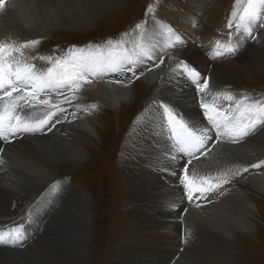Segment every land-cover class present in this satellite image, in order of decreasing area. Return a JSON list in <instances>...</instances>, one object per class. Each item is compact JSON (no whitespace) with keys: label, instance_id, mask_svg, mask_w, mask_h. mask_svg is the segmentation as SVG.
<instances>
[{"label":"bare ground","instance_id":"obj_1","mask_svg":"<svg viewBox=\"0 0 264 264\" xmlns=\"http://www.w3.org/2000/svg\"><path fill=\"white\" fill-rule=\"evenodd\" d=\"M207 1L208 0H168L165 6L160 7L158 12L160 14L158 18L160 19L152 26L153 36H151V38L154 41L153 45H148L143 42L139 45L140 51L138 53L149 51L152 58L149 59L147 56H143V62L136 65L138 76L145 80L148 87L153 89L155 84L154 81H160L162 76L167 77L169 80V68L172 67L177 69L176 66L180 61H184L191 68L199 72L201 82L203 78H208L209 83L213 85L212 87L215 88L216 92L230 91L237 98L247 94L244 89L245 84L243 81L248 75L254 74L256 71V73L264 75V28L259 27L258 24H253L252 35L261 37L263 41L259 43L255 51H250L247 48V44L245 43L255 40L251 39L247 32L243 33L244 31H235L234 35L231 37V43L235 46L236 51L232 50L223 55V51L226 48L224 43L220 46L211 44L210 48L220 50L222 52L220 54L221 56L233 57L227 62L209 61L212 60L211 55L215 54L218 56V54L214 51L209 52L206 46L203 50L200 48L201 46L196 45L197 40L196 37L193 36L195 29L192 28H196L195 24L197 21L200 22L199 20L202 19V13L205 10L206 17L204 16L205 18H203L205 19L204 25L201 27V30L198 31L200 41L210 39L219 29L217 26L222 13L221 3L219 0H214L210 6H207ZM77 2L78 0H5V8L3 10L7 7H13L14 15L11 16L12 13L10 14L9 11L6 12V17L0 15V33L6 35L0 37V40L7 42L14 41L16 43L33 39L41 41L44 40L47 35L51 36L52 29L59 28L58 26L51 27V24L58 23L62 27L68 26L70 28L75 27V24H86L88 22L87 20H90V17L87 15L88 13L81 15L76 10H72ZM28 6H32L35 9L36 19L28 16ZM194 6H197V8H194ZM70 7L72 9L69 10ZM174 8L176 11H174ZM167 16H173L172 19H176L173 21H175L178 27L175 29L178 30L176 31L180 37L179 41L175 39L177 35L176 32L171 28L175 35L169 33V26L164 23L165 19L168 21L172 20ZM261 21L264 22V17H261ZM10 25V30L21 36L9 34L8 27ZM213 31L214 33H212ZM213 39L211 38V40ZM27 50L29 49L25 48L22 50L24 56L28 58V62L35 63L36 65H38L36 62L40 60H32V57H37L39 55L60 56L64 54V52H59L60 54L53 55L46 51H42L35 55H31L29 51L26 52ZM156 50L158 55L155 56ZM161 59L164 61L162 64L160 63ZM40 62L41 65H38L39 67L47 66L44 62ZM157 64H159V67H155ZM254 69L256 71H254ZM177 70L178 73L174 74L173 78L178 84L181 83V90H183V92L181 90H172L171 87L170 92L174 94L177 100H181L182 104L180 107L188 116L181 118H183L190 127L198 126L197 130L194 128L197 132H199L200 129L207 128L210 134H212V136L210 135L212 139L209 140L205 146L207 149H210V151H208L206 155L198 156L196 159H191L186 154L175 151L173 147V142L175 141L171 138L169 127H166L167 120L164 115H161L163 109H160L159 103L156 102L158 98L156 96L157 93L162 91L159 89L158 92H156L157 88H154V94L149 104H154L156 107L150 109V111L151 115L160 117L159 123L161 127L157 126L158 122H154L147 117L146 124L143 123L139 130L133 132L134 136L131 141L127 142V144L124 143L126 145H124L125 150H122L123 148L121 149L122 151L119 158V166L124 172V181L126 183L125 191L127 200L124 202V209L127 210L128 213L127 217L125 214V226H123L121 231V243L117 248V261L126 262L133 259L137 261L138 264H154L153 259L157 258L164 260L162 264H175L178 256H175L171 251L178 252L180 249L183 250L181 246L184 245L178 242L179 236L177 235V238L175 235V233H179V225H183L184 232L190 228L196 229V231H203L205 226L212 229H216L220 226L214 225L212 220L204 217V215L200 213V211L202 212L201 208H205L206 206H210L213 210H216L218 212L217 217L221 218L224 222L222 233H217V230H214V236L216 239L230 244L228 243V237L231 234L233 235V229H243V232L244 230H251L250 219L252 213L250 210L254 208V204L252 201L253 199L249 198L246 192L248 190H254L255 192L253 193H257V195H260L264 200V168H250L248 172H242L239 176L231 177L230 183L224 184L222 188L207 193L206 198L193 200L194 202L188 200L180 178L184 175L185 165L188 164L190 159L191 163L188 164V175L197 178L218 176L219 174L217 175L214 169L222 171L218 172L220 174L228 173L236 167L243 168L264 161V138H258L256 136V133L264 130V126L259 127L254 134L244 137L238 142H232L228 137L216 140L215 128L209 123L205 116V110L200 107L201 99L209 104L215 103L222 109H227L229 102L222 97L216 100H214L213 97L210 99L204 98V94L202 96L201 93H198L195 85L188 78L187 74L183 73L182 66ZM91 76L98 80V84H101V87H91L92 89H88V86H86L88 83L84 87L82 86L80 90L84 89L83 97H85L87 101H94V99L89 96L94 92L97 98L107 97L109 99L108 107L110 110L119 108L122 104L129 103L130 83L133 78L128 72H116L115 74L109 75L104 74L103 71H99L90 75L89 79H91ZM116 81H122V83H117ZM168 83L166 84L167 87ZM104 87L109 91L118 93L115 89H109L114 87L122 90L123 93H108V95H105L103 92ZM186 94L188 98L185 97ZM67 95V92H64L62 96H58L56 93H50L48 98L52 102H55L57 100H63L64 96ZM249 96L252 100L264 101V99L257 98V96ZM73 101L74 100H71L70 103L65 101L60 104L59 107L66 111L58 112L45 129L38 132L37 135H35L37 132L18 135L10 142L0 140V149H3V151L0 152V161H2V163H0L1 203L8 210V204H10V201L14 198L22 197L23 195L32 196L34 198L31 200L30 205L20 210L17 215L14 213L15 216L9 219L11 224L17 223L18 218L25 216L26 213H32L36 209L33 223L27 226L17 241L0 244V264H77L81 262L88 253L87 245L92 216L89 214V201L86 194L82 189H76V185L69 183L68 179L48 187L51 182L61 177L58 175V165L63 162L75 165L79 164L81 160L84 159L85 150L83 142L96 134L93 125L87 120V113L91 108L84 104H81L82 106L80 107L75 106L72 103ZM75 108H77L79 112H77ZM25 110L23 109V112L29 115L35 112L36 118H42L46 111H54V109H50L43 105L39 106L37 109L25 107ZM72 113H75V118ZM68 114L69 116L64 119ZM57 119L67 122L65 125H59L57 128L52 127L51 131H48V127L56 123ZM60 128H64V131ZM78 129L84 131V134L80 137H78ZM151 132L153 133L149 137L157 141L154 142V149L150 146L146 148L142 145L144 137ZM54 139L59 141H53ZM21 140L26 143H20L18 146L14 144ZM220 147L225 148L231 155L236 153L234 152L235 150H238L237 152L240 151L242 156L245 157L247 153V155L251 156V160L246 159V161L237 165L234 164L235 162L230 163L228 161L230 164L225 167L226 165L224 166L222 159L218 157V149ZM254 147L259 148L261 152L252 154V151H256ZM246 148H248L249 151ZM154 150L159 152L157 153L159 158L153 156ZM6 155H11L24 169L22 172H12V174L20 176V179L24 180V186L19 180H11L16 187L15 196L9 192L6 187L10 179L6 182L2 181L4 176H1V173L4 169L3 165L6 163V160L2 159V157ZM173 156L175 159H173ZM148 157L149 162L147 163ZM152 158L155 161L152 160ZM221 161L223 162L222 166ZM9 162H11V160ZM162 163L167 164L164 167H169L171 170L169 172L164 170H162V172H157V174L159 173L160 175L161 173L162 175L166 174L164 178L159 176L162 179L170 177L168 180L161 179V185L159 187L157 182L148 179L151 176L153 179L159 178L156 176V165L160 166ZM168 164H170L171 167ZM143 166L148 168L149 172L144 170ZM167 173H169V175ZM42 180L44 182H41ZM178 184H180V186H178ZM45 186L48 188L46 189ZM5 193L9 194L6 199H4ZM160 193L162 194V198L160 197L161 200H159V198L151 199L152 195L159 196ZM227 193L229 194L228 196L225 195ZM197 195L199 194L197 193ZM146 199H150L149 204L151 208L154 207L156 202H159L154 209L155 216L150 214L153 219L151 224L155 226L153 228L149 227L150 229L148 230H139L136 232L131 225V222L136 218L134 212L138 208V202L143 201V203H146ZM33 203H35V205ZM193 205H195V207ZM55 207L57 209L54 210L60 211L61 213L56 218L58 221H54L53 223L55 228L53 231L48 228L44 230V227L52 222L49 223L50 219L47 216V210ZM256 208L258 209V206H256ZM184 209L188 210L185 214H182ZM164 212H169L172 215H162ZM201 217L206 220V224L203 226L199 221ZM4 222L6 221H1L0 224ZM160 226L170 233H167V239H165L166 235L164 233L155 232L160 229ZM35 227L39 233L42 231L47 238V240L46 238H44V240L42 239L44 241L43 244L46 246L45 249L34 247V241L31 242L30 239L27 241L30 235H34L36 231H34ZM152 230H154V232H151ZM223 233H227L228 237ZM139 238L141 239L140 241ZM31 239L33 240L34 237ZM50 240L52 241L47 243ZM25 253L32 254L33 257L29 260L25 259V261ZM221 263L213 262V264Z\"/></svg>","mask_w":264,"mask_h":264},{"label":"rangeland","instance_id":"obj_2","mask_svg":"<svg viewBox=\"0 0 264 264\" xmlns=\"http://www.w3.org/2000/svg\"><path fill=\"white\" fill-rule=\"evenodd\" d=\"M213 1L214 0H208L207 6H210V4ZM166 2H168V0H78L77 4L73 7V9L70 7L69 10L70 9L76 10L81 15H83L84 13L86 14L88 13L87 15L90 17V20H87L88 22L86 24L83 25L75 24V27H71V28L68 26L62 27L58 23L51 24V27L58 26L59 28L52 29L51 36L47 35L44 38L45 40L44 43H42L44 40H41L37 46L28 48L29 50L27 51H29L31 55H35L36 53H39L38 50L40 49V47L44 46L47 49L51 48L52 50H54V51L52 50H48V51L44 50V51L48 52L49 54L56 55V54H60L61 52L62 53L64 52V49H59L60 47L65 46L64 44H72V45L84 44L86 46L99 45L102 48L104 47L106 49L107 47H109L107 42L109 40H112V41H123L124 44L125 43L127 44V42L129 41V44L126 48L130 49L131 51L130 54L138 53L140 51L139 45L142 42L148 45H153L154 41L151 38V36H153L152 26L154 25V23H157L159 21L160 19L158 18V16L160 15L158 13L159 9L162 6H165ZM219 2L221 3L222 13L219 18L218 26H217L219 29L215 33L214 31L212 32L214 33L213 34L214 36L212 35L213 37H210V39L207 40L200 41V36L198 35L199 34L198 31H200L201 27L204 25L205 19L203 18L206 17L205 15L206 10L202 13L203 17L201 20H199L200 22L198 21L196 22L195 24L196 28H192L195 29L193 36L196 37L197 40L196 45L201 46L200 48L203 50L206 47H208L209 52L214 51L218 54V56L215 54L211 55V58L213 60V61L209 60L211 62H218V61L227 62L231 60L233 57L231 56L224 57L223 55H225L228 52H231L232 50L236 51L235 46L232 45L233 43H231V37L234 35V32L237 30L235 29V26H233V29H229L227 27L228 16L229 13L232 11L234 0H219ZM149 5L154 6L153 12H148ZM194 8H197V6H194ZM7 11H9L10 14L12 13L11 16L14 15L13 7H7L5 10L0 11V15L2 17H6ZM27 11L29 17L36 19L35 9L32 6H28ZM174 11H176L175 8ZM167 17L172 19L173 16H167ZM173 20L176 19L173 18L170 21L165 19L164 23L168 24V26L172 28L178 35L177 32L178 30L175 29L178 27L176 26L175 21ZM137 24L140 25L143 24V26H146L145 30L138 31L139 29L136 28ZM11 25L8 27L9 29L7 28L9 34L21 36L16 33H13L10 30ZM243 33L246 32L244 31ZM3 36L6 35L0 33V37ZM139 36H141L140 40L137 38ZM211 38L214 39L211 40ZM98 39H100V41H98ZM208 41H210L211 43ZM217 41L220 42V45L222 43L226 45V48L224 49L222 56L220 55L222 53L220 50L215 48H210L211 44L217 45ZM261 41H263L262 38L257 37L255 41L247 42L245 44H247V48L250 51H255ZM35 51L38 52L34 53ZM156 55H158L157 50L155 52V56ZM36 63L38 65H41L40 61H37ZM102 71L104 72V74H109V75L116 73L107 69H104ZM254 71L256 70L254 69ZM256 72H254V74L248 75L247 78L243 81V83L245 84L244 89L245 92L247 93L246 95L257 96V98L264 99V75H261ZM128 73L133 78L132 73L131 72ZM176 73H178V70L170 67L168 70L169 80L167 79V77L162 76L160 81H156V80L154 81L155 83L154 88H157L156 92H158L159 89H161L162 91L157 93L156 96L158 98L156 102L159 103V105L160 103H165L173 107L178 117H188L184 113V111H182L183 109H181L180 107L182 104L181 100L180 99L177 100L174 94L170 92V87L172 90H181V83L178 84L173 78L174 74ZM89 80L90 82H87L88 84L83 83L82 86L84 87L87 84L86 86H88L87 87L88 89L91 87L92 88L101 87V84L99 85L98 80L95 79L94 77L91 76V79ZM167 83H168V87L166 85ZM130 84L131 85H130L129 103L122 104L121 107L115 108L113 110H110L108 107L109 99L107 97L97 98L96 93L92 92L89 96L92 99H94V101L93 100L87 101V99L83 97L84 89L74 92V95L77 97V99H74V101L72 102L73 105L82 106L81 104H84V105H88L91 108V110H89L87 113L88 119L85 116L84 117L93 125L96 131V134L93 135L92 138L83 142L85 157L83 160H81L79 164L71 165L68 162H63L60 165H58L57 168L58 175L61 177H66V179L67 177H69L68 179L69 183L76 185L75 187L76 189H80V190L82 189L89 201V212H90L89 214L92 216V223L88 236V245H87L88 253L86 254V257L77 264H138V262L133 259H130L131 261H126V262L116 260L117 248L121 243V235H122L121 231L123 229V226H125L124 220L126 221L125 214L127 217V213H128L127 210L124 209L125 206L124 202L127 200V195L125 191L126 183L124 181V172L119 166L120 163L119 158L121 151L125 150L124 148L126 145L124 143L127 144V142L131 141L132 137L134 136L133 132L139 130L143 123L146 124L147 117H149L150 120L154 122H158L157 126L161 127V124L159 123L160 117H158L157 115H151V111H150V109L156 107V105L154 104L153 105L149 104L151 102V97L154 94V90H153L154 88L152 89L148 87L145 80L141 79V77L136 78L135 81H133L132 79V82ZM212 86L213 85L209 83V91L206 92L207 94L203 93L204 98L210 99L213 97L210 93H215L216 90ZM104 89L103 92L105 93V95H108V93L110 94L123 93L122 90L116 89L114 87L109 89L110 90L115 89V91H117L118 93L109 91L105 87ZM181 91L183 92V90ZM185 97H187V94L185 95ZM75 110L79 112L77 108H75ZM161 115H163V112L161 113ZM68 116L69 114L66 116V118ZM66 122L67 121L54 123L55 124L54 128H57L59 125L62 124L65 125ZM166 127H168V124ZM192 128H196L197 130L198 126ZM60 129L64 131V128H60ZM77 131H78V137L84 134L83 130L78 129ZM152 133L153 132L149 133V135L145 136L143 139L144 141L142 142V145H144L146 148L150 146L154 149V142H157L149 137ZM37 134L38 132L35 135ZM209 135L212 136L210 132ZM256 136L258 138L260 137L264 138V130H262L259 133H256ZM53 141H59V140L54 139ZM20 143H26V142L21 140L19 142H15L14 144L18 146ZM254 148H256V151H252V154H257L261 152L259 148L257 147ZM246 149L249 151L248 148ZM237 151L238 150H235L234 152L236 153L234 155H231L223 147H220L218 149V157L222 159V161L224 162V166L226 165L225 167H227L230 163L235 162L234 164L237 165L243 163L244 161H246V159L251 160V156L247 155V153L245 157L242 156V153L240 151L239 152ZM157 153L159 152L155 151L153 156L159 158ZM2 159L6 160V163L3 165L4 169L2 170L1 173V176L2 175L4 176L2 181L6 182L8 179H10L8 180V184L6 185V187L8 188V191L15 196L16 187L11 182V180H19L22 182L23 186H24V180L20 179V176H16L12 174V172H22L24 169L17 161L14 160V158L11 155L3 156ZM10 160L11 162H9ZM152 160L154 159L152 158ZM222 161H221V166L223 165ZM148 162H149V157L147 158V163ZM166 165L167 164L164 163H162L160 166L156 165L157 177L161 176L162 178H164L166 176V174L162 175L161 173L160 175L159 173L157 174V172L160 171L162 172V170L169 172L171 170L169 167H164ZM168 165L170 166V164ZM143 168L144 170L149 172L148 168H146L145 166H143ZM214 171L217 175L220 174L218 172H222V171H218L217 169H214ZM167 174L169 175V173ZM162 178L159 177L153 179V177L151 176L148 180L157 182L160 187ZM169 178H165L162 180H168ZM41 182L44 181L42 180ZM41 186L43 187L42 183ZM178 186H180V184H178ZM46 187L47 186H45V188ZM253 192L255 191L248 190L246 192V195L249 198L253 199L252 201L254 204V208L250 210V212L252 213V217L250 219L251 230L249 231L244 230L243 232L242 231L243 229L236 230L235 228L233 229V235L231 234L229 236L231 239L228 237L227 233L225 234L223 233L224 235H227L228 243L230 244H227V242L224 241H220L216 239L213 232L214 230H217L216 231L217 233L220 234L222 233L223 224H224L223 220L217 217L218 212L216 210H213L210 206H206L205 208L202 207L201 208L202 212L200 211V213L204 215V217L212 220L214 222V225L216 224L220 226L216 229H212L205 226L203 231L202 230L196 231V229H191V228L187 229V231L184 234L185 242L182 243L180 242V238L184 229H183V225H179V233L178 234L175 233V235L179 236V238L177 236L178 242L181 245L182 244L184 245L181 246L183 247L182 248L183 250L180 249L178 252L171 251L175 254V256H178L175 264H194V263L213 264V262L214 263L222 262L221 264H264V200L260 195H257V193H253ZM8 195H9L8 193H5L4 199H6ZM160 197L162 198L161 193L159 194V196L152 195L151 199L159 198V200H161ZM32 199H34L32 196H27V195L14 198L10 201V204H8L9 205L8 210L1 203L2 200H0V209H1L0 222L6 221L2 224L5 223L7 224L8 222H9L8 224H11V221L9 219L17 215L20 210L30 205ZM146 200H147L146 203H143V201L138 202V208L134 212L136 218L134 221L131 222V225L133 226L136 232L139 230H148L150 229L149 227L153 228L155 226L154 224H151L153 220L151 215L155 216L154 209L159 204V202H156L154 207L151 208L149 204L150 199H146ZM193 206L195 207V205ZM256 206H258V209L256 208ZM54 209L57 208L55 207L47 210L48 211L47 216L50 219L49 223L51 221L52 222L50 224L48 223L49 225L45 226L44 230L48 228L51 231H53V229L55 228L53 223L54 221H58V219L56 218L61 213L60 211H55ZM5 210L8 212H6ZM35 210L32 213H26L29 215L28 219L30 220V223H33L34 221ZM187 210L188 209H186L185 212H187ZM162 215H172V214L169 212H164ZM23 219H25L24 216L18 218V221ZM199 221L202 226L206 224L205 218L201 217ZM215 221L218 222L216 223ZM181 227L183 230L181 229ZM35 230L36 227L34 231ZM151 232H154V230H152ZM155 232L164 233L166 235L165 239H167V233L170 234L165 228L161 226L160 229ZM21 234L23 233L21 232ZM21 234H19L18 238L16 239L9 237L7 243H13L17 241L19 237H21L20 236ZM32 237H34L33 240L31 239ZM44 238H46L44 233L42 231L39 233V231L36 230L34 232V235H30L27 241L30 239L31 242L34 241V244L36 245V246L34 245V247L45 249L46 246L43 244ZM140 240L141 239L139 238V241ZM51 241L52 240H50L47 243H50ZM24 256H25L24 260L25 259L29 260L33 257V255L29 253L27 254L25 253ZM163 261H164L163 259H157V258L153 259L154 264H162Z\"/></svg>","mask_w":264,"mask_h":264},{"label":"snow or ice","instance_id":"obj_3","mask_svg":"<svg viewBox=\"0 0 264 264\" xmlns=\"http://www.w3.org/2000/svg\"><path fill=\"white\" fill-rule=\"evenodd\" d=\"M4 8L5 0H0V10ZM153 11L154 6L149 5L148 12ZM262 16H264V0H234L227 27L233 29L235 26L237 31H245L251 39L256 40L257 37L252 35V26L258 24L259 27L264 28V22L261 21ZM136 28L140 29L141 25L137 24ZM168 31L175 35L170 27ZM175 39L179 41L180 37L176 35ZM39 43L37 39L21 43L0 40V140L10 142L18 135L43 131L58 112L66 111L59 107L60 104L65 101L70 103L71 100L77 99L74 92L79 91L83 83L90 82V75L107 69L120 73L131 72L133 78H138L135 66L143 62V56L152 58L149 51L130 54L124 47L123 41L109 40L107 42L109 47L106 49L99 45H89L86 48L75 50L69 48L60 56L32 57V60L38 59L47 65L38 67L35 63L28 62L22 50L35 47ZM217 45H220L219 41ZM163 62L161 59L160 63ZM181 66L183 73L187 74L198 93L203 94L209 91L208 78H203L201 82L199 72L184 61H180L176 67L179 69ZM155 67H159V64ZM116 82L122 83V81ZM64 92L68 95L64 96L63 100L52 102L48 98L50 93L62 96ZM210 94L214 100L222 97L229 102L228 108L222 109L215 103L209 104L201 99L200 107L205 110V116L215 128L216 140L228 137L232 142H238L264 126V101L252 100L248 95H241L237 98L230 91ZM41 105L54 109V111L44 112L42 118H36L35 112L31 115L23 112L25 107L37 109ZM159 108L163 109V115L171 131V138L175 141L173 147L176 152L196 159L210 151L205 147L212 139L207 128L197 132L183 118L178 117L173 107L160 103ZM72 115L75 118V113ZM60 122H62L60 119L56 120V123ZM52 127H55V124L47 130L51 131ZM2 151L3 149H0V152ZM173 159H175L174 156ZM191 159L188 164L191 163ZM188 164L185 165L184 175L180 179L190 202L206 198L207 193L222 188L224 184L230 183L231 177L248 172L250 168H264V161H260L243 168L236 167L216 177L197 178L188 175ZM19 232V227L0 232V244L7 243L9 237L18 238Z\"/></svg>","mask_w":264,"mask_h":264}]
</instances>
